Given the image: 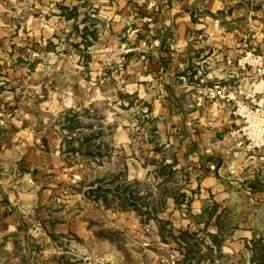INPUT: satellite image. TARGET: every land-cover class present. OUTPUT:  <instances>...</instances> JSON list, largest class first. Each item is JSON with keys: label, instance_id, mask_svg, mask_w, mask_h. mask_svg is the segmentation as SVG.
Segmentation results:
<instances>
[{"label": "crops", "instance_id": "1", "mask_svg": "<svg viewBox=\"0 0 264 264\" xmlns=\"http://www.w3.org/2000/svg\"><path fill=\"white\" fill-rule=\"evenodd\" d=\"M88 22L101 38L86 42ZM96 40L116 49L96 50ZM244 44L264 57V0H0V264H22L29 239L95 245L93 210L108 218L102 227L118 229L140 230L146 216L149 241L162 242L165 228L196 264H257L264 161L235 145L239 122L229 104L197 105L179 79L208 66L209 83L233 84ZM106 53L126 58L119 70L124 91L152 106L153 136L168 157L171 177L157 178L146 203L142 177L85 184L63 161L57 124L97 100L95 82L80 80L81 69H91L82 59ZM21 57H52L55 64L14 66L8 59ZM126 141L120 130V150ZM128 169L123 162L115 173ZM123 199L134 205L108 203Z\"/></svg>", "mask_w": 264, "mask_h": 264}, {"label": "rangeland", "instance_id": "2", "mask_svg": "<svg viewBox=\"0 0 264 264\" xmlns=\"http://www.w3.org/2000/svg\"><path fill=\"white\" fill-rule=\"evenodd\" d=\"M82 35L86 38V42L102 36L100 31L96 32L92 29L90 22L86 29L82 30ZM95 44L96 50L116 49L114 45L111 46L103 40H96ZM87 47L90 46L83 43L82 48L87 49ZM243 48V51L247 50L246 44ZM8 59L14 66L55 64V59L52 57ZM125 60V57H110L108 53L106 57L97 55L88 60L83 58L82 65L86 68L90 66L91 69H81L79 77L83 81L95 82L97 100L91 105L76 106L75 110L65 113L64 120L57 125L65 136L62 154L70 175L79 177L85 184L95 181L99 185H105L104 182L109 180L112 186L115 185L114 181L119 182L120 178L132 179L140 176L144 181L143 201L146 203L150 192L158 188L155 183L157 178L162 180L171 177V174L164 165L168 157L153 136L156 118L153 117L152 106L146 99L138 98L135 92L124 91L119 70ZM104 64L106 67H103ZM46 76L54 84L55 74L48 73ZM147 91L145 89L144 93L147 94ZM49 112L54 113L55 109ZM120 130L125 132L127 137L122 150L117 146ZM123 162H127L129 169L126 172L115 173V168ZM141 186L138 187L142 188ZM135 188V186L128 187L129 198ZM108 203H117L122 208L134 205L130 199H123L121 202L108 200ZM92 215L91 225L95 228L97 239L95 245L88 247L85 242L72 237H50V242L44 245H41L37 239H29V246L22 252V264H126L136 258L152 261L153 264H165L172 257L178 258L175 264H196L195 260L191 261L186 255V253L190 254V251L186 252L183 244L174 240L165 228L161 230L162 242L149 241L152 232L146 225L148 220L146 216L142 218V229L139 230L102 227L104 223L107 224L105 220L108 218L95 210ZM256 239L257 264H264L262 238ZM98 240H107L108 243ZM112 260L113 262L110 263Z\"/></svg>", "mask_w": 264, "mask_h": 264}, {"label": "built area", "instance_id": "3", "mask_svg": "<svg viewBox=\"0 0 264 264\" xmlns=\"http://www.w3.org/2000/svg\"><path fill=\"white\" fill-rule=\"evenodd\" d=\"M144 20L149 21L150 18L145 17ZM235 64L240 74L233 84L209 83L208 66L193 74L185 73L179 79L193 89L192 96L197 105L205 101L215 108L229 104L231 114L239 122L231 132L237 137L235 145L248 157L264 161V57L247 48ZM177 260V257H172L165 264H175Z\"/></svg>", "mask_w": 264, "mask_h": 264}]
</instances>
